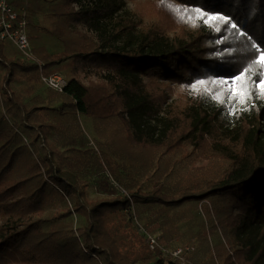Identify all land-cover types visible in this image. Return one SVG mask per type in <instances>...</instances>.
I'll return each instance as SVG.
<instances>
[{
	"label": "trees",
	"instance_id": "obj_1",
	"mask_svg": "<svg viewBox=\"0 0 264 264\" xmlns=\"http://www.w3.org/2000/svg\"><path fill=\"white\" fill-rule=\"evenodd\" d=\"M48 1L9 0L15 9L27 12L37 61L24 59L13 43L0 40V264H39L41 252L26 249L23 240L39 232L40 198L46 187L63 201L59 215L68 218L71 233L66 243L55 242L49 249L51 259L86 264H258V243L232 250L221 242L209 244L207 221L223 229L238 222V230L248 226V220L264 222L259 215L264 213V140L259 136L264 89L257 88L264 81V64L258 62L264 52V0H178L220 13L225 26L233 25L226 31L201 30L185 41L152 42L127 32V24L116 26L118 0ZM158 6L160 22L174 28L169 23L181 18L166 1H158ZM29 10L71 12L87 32L71 33L61 23L53 31L62 45L60 58L42 45L33 47L31 39L37 35L29 31ZM84 65L103 67L119 77L132 72L171 77L185 85L236 76L252 112L218 130L215 114L199 106L168 120V136L162 140L133 139L127 132L129 117L136 115L130 112L138 110L135 100H127L128 117H123L102 83H83L73 74ZM18 72L39 75L35 83L18 87ZM53 72L65 78L62 90L42 81L41 73ZM119 116L122 127L115 125ZM184 140L191 145L187 158L202 155L208 166L194 171L189 185L173 187L163 179L174 171L170 155ZM145 182L156 184V189L144 195L132 192ZM193 217L199 231L190 227L184 232L181 225L191 226ZM140 229L156 236L159 246L150 248ZM177 247L183 253L174 259L170 252Z\"/></svg>",
	"mask_w": 264,
	"mask_h": 264
},
{
	"label": "rangeland",
	"instance_id": "obj_2",
	"mask_svg": "<svg viewBox=\"0 0 264 264\" xmlns=\"http://www.w3.org/2000/svg\"><path fill=\"white\" fill-rule=\"evenodd\" d=\"M118 1L121 4L115 11L114 21L116 22V26L119 27V25L127 24L125 28L127 32L132 33L134 36H143L150 42L162 38L185 41L201 30L226 31L228 25H233V23H228L225 26L223 24L225 16L220 13L206 11L196 6H184L178 0ZM158 1H166L177 17L181 18L177 23L174 21L169 23L173 24L174 28L165 27L160 22L157 15ZM55 2L62 3L61 0H49L47 4H54ZM74 7L76 9L75 5ZM73 17L74 15L71 12L32 13L30 11L31 24L29 31L33 35H37L36 38L31 39L33 47H40L42 45L46 51L57 53V56L60 58L64 57V53L61 52L62 45L56 40L53 31L61 23H65L66 28L71 33L76 30L85 32L86 29L81 24L75 23ZM209 17H217V19L213 20L209 19ZM91 34L95 39H98L97 32ZM220 39L221 37L213 42H218ZM117 41L120 43L121 39ZM33 54L34 59L32 61H36L39 57L35 53V50H33ZM261 55H264V52L259 53V60ZM73 74L83 83H88L89 81L102 83L106 90L111 93V100L117 102L119 113H125L123 117H128L126 114L128 112L125 110L127 100H135L138 110L130 112L136 113V115L132 119L129 117V129L127 132V135L133 139L149 142L162 140L163 137L168 136V132L166 134L168 120L171 121L174 117L179 118L190 109H197L199 106L215 114L214 127L218 130L227 126H233L238 123L242 116L249 115L252 112L246 96L238 86L236 76H214L206 82L197 81L192 85H185L175 78L157 77L141 72H132V74H128L127 76L119 77L110 70L91 65L77 66ZM38 75L36 72H18L14 85L19 87L27 83H35ZM259 84L260 82L257 83V88L260 90ZM121 97L122 99H119ZM121 123L122 120L119 116L115 120L116 127H122ZM214 136L217 137L216 134ZM259 136L261 140H264V112L259 121ZM213 141L215 142V140ZM190 149L191 145L184 140L181 149L170 155L174 171L163 179L165 184L173 187L179 184L189 185V182L193 181L192 179L195 177L193 172L205 169L208 166V159L202 155L194 160L188 159L187 153ZM10 175L11 170L4 174L5 177ZM202 180L204 179L202 178ZM156 187V184L145 182L142 187H137L132 192L144 195L147 191H153ZM40 207L43 209L41 215L43 220L39 224V232L36 235L28 234L27 238L23 240V246L26 249L32 247L41 252L38 259L39 264H86L79 262L69 263L59 258L51 259L46 255L49 249L54 248L55 242L59 243L60 246L66 243V236H70L71 233L68 228V218L59 215L64 209V203L51 187H46L45 194L41 196ZM259 215L264 216V213H259ZM190 222L191 226L181 225L184 232H187V229L190 227L194 231L197 230L195 217L190 218ZM245 222L248 226L238 230V226H236L238 222L234 223V227L230 226L223 229L219 223L212 225L211 222L207 221V231H209L207 235L209 236L207 238L208 243L221 242L229 250L244 247L246 242L258 243L262 252L258 264H264L262 262L264 261V233L261 235L262 229H264V222L258 224V219ZM127 229L130 231L132 228L127 227ZM132 230L135 231L134 229ZM198 231L199 229L196 232ZM139 233L145 239H148V236L151 235L141 229ZM195 236L194 243L198 245L199 235ZM203 239L204 237L201 234V246L205 243ZM73 249H76V246H73Z\"/></svg>",
	"mask_w": 264,
	"mask_h": 264
},
{
	"label": "built area",
	"instance_id": "obj_3",
	"mask_svg": "<svg viewBox=\"0 0 264 264\" xmlns=\"http://www.w3.org/2000/svg\"><path fill=\"white\" fill-rule=\"evenodd\" d=\"M26 15L27 12L24 7H21L20 11H18L12 6L9 0H0V40H9L20 51L24 59L32 61L34 54L28 37V21ZM40 76L47 86L56 90H62L66 84L65 78L58 72L46 75L41 73ZM153 236H148L150 248H154L156 245L159 246L157 237ZM187 249L188 247H185V250ZM170 253L174 259L181 258L183 249L177 247Z\"/></svg>",
	"mask_w": 264,
	"mask_h": 264
},
{
	"label": "snow or ice",
	"instance_id": "obj_4",
	"mask_svg": "<svg viewBox=\"0 0 264 264\" xmlns=\"http://www.w3.org/2000/svg\"><path fill=\"white\" fill-rule=\"evenodd\" d=\"M209 19H217V17H209ZM222 19V18H221ZM261 64H264V55H261L260 60L258 61ZM261 89H264V81L260 82L258 85Z\"/></svg>",
	"mask_w": 264,
	"mask_h": 264
}]
</instances>
